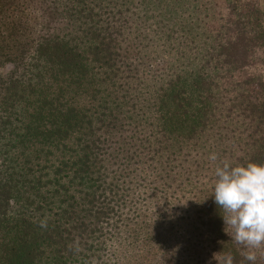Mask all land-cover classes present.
Returning <instances> with one entry per match:
<instances>
[{"label":"trees","instance_id":"1","mask_svg":"<svg viewBox=\"0 0 264 264\" xmlns=\"http://www.w3.org/2000/svg\"><path fill=\"white\" fill-rule=\"evenodd\" d=\"M241 1L225 39L201 0H0V264H247L211 197L264 164Z\"/></svg>","mask_w":264,"mask_h":264},{"label":"clouds","instance_id":"2","mask_svg":"<svg viewBox=\"0 0 264 264\" xmlns=\"http://www.w3.org/2000/svg\"><path fill=\"white\" fill-rule=\"evenodd\" d=\"M209 159L216 161L218 156L210 153ZM215 177L211 197L225 213L222 218L232 229L231 239L243 246L244 261L256 264L257 250L264 247V164L225 161L216 166ZM216 255L212 258L215 264H234L230 252L219 261L214 259Z\"/></svg>","mask_w":264,"mask_h":264},{"label":"rangeland","instance_id":"3","mask_svg":"<svg viewBox=\"0 0 264 264\" xmlns=\"http://www.w3.org/2000/svg\"><path fill=\"white\" fill-rule=\"evenodd\" d=\"M208 8L209 17L204 25V31L207 34L221 33L226 39L231 35L233 29L234 17L231 14V8L227 0H201ZM242 7L245 11H255L257 9L264 11V0H242ZM10 67L3 69V74H8ZM245 75H256L264 79V53L257 50L252 54L251 66ZM239 77H233L225 81L226 86L236 85Z\"/></svg>","mask_w":264,"mask_h":264}]
</instances>
